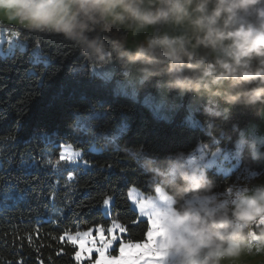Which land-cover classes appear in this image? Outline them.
Listing matches in <instances>:
<instances>
[{"label":"trees","instance_id":"16d2710c","mask_svg":"<svg viewBox=\"0 0 264 264\" xmlns=\"http://www.w3.org/2000/svg\"><path fill=\"white\" fill-rule=\"evenodd\" d=\"M19 38L28 50L0 58V264H77V249L61 237L97 225L108 228L114 221L127 229L123 242L145 241L148 222L131 209L127 190L154 194L161 183L172 197L169 185L175 179L165 168L155 176L142 157L167 160L194 151L209 137L154 117L146 106L118 94L114 80L92 75V67L113 59L111 48L95 60L56 34L20 30ZM102 39L106 46L114 43L111 35ZM36 48L47 65L32 61ZM156 81L145 83L146 89L154 91ZM257 114L233 108L222 120L206 116L212 132L224 135L232 148L238 129ZM66 145L79 152V164L57 165L54 157ZM252 155L243 150L241 167L264 175V158ZM206 177L216 185L213 194L235 179L210 170ZM108 197L113 202L106 218L102 206Z\"/></svg>","mask_w":264,"mask_h":264},{"label":"clouds","instance_id":"9594fccd","mask_svg":"<svg viewBox=\"0 0 264 264\" xmlns=\"http://www.w3.org/2000/svg\"><path fill=\"white\" fill-rule=\"evenodd\" d=\"M0 22L59 35L89 59H103L111 48L114 61L139 80L155 78L167 91L222 105L216 119L233 108L264 109V0H0ZM141 163L156 167L152 159ZM171 163L174 203L161 205L164 215L155 218L170 254L179 264H233L253 225H264V184L225 204L212 199L216 185L200 170ZM255 236L264 238V228Z\"/></svg>","mask_w":264,"mask_h":264},{"label":"rangeland","instance_id":"374dc122","mask_svg":"<svg viewBox=\"0 0 264 264\" xmlns=\"http://www.w3.org/2000/svg\"><path fill=\"white\" fill-rule=\"evenodd\" d=\"M2 23L9 24L7 22ZM4 24H0L3 26L0 29V58L11 56L15 51L26 52L28 46L20 40V30L18 27L10 24L14 29H6V26L10 25ZM23 31L27 30L23 29ZM121 31L124 32L123 29ZM140 38L135 37V39ZM127 39L129 42H132L134 39L130 32ZM32 56L34 63L42 62L44 65H47L48 61L40 56L38 48L32 51ZM90 72L92 75H99L109 81L114 80L115 89L118 91V94L131 97L137 104L146 106L154 117L161 118L169 123L177 122L193 129H200L209 137L206 142H200L194 151L187 154L178 153L167 160L164 158L160 161L156 158L142 157V159L148 158L155 161L156 167L151 171L155 176L162 172V168H165L166 174L171 179H175V165L171 163L172 161L181 163L189 170L196 168L205 175L209 170L224 176L235 175L233 183L226 191L212 195L213 200H220L225 204L231 203L236 198L237 192H242L244 189L251 188L257 184H264L263 174L258 175L246 167H241L242 152L245 148H248L252 154L254 152H264V109L255 110L258 113V117L249 120L244 127L238 129V135L233 142V147L228 148L224 135L220 134L217 136L212 132V122L206 116V114L210 116L212 113L222 111V105L211 100L196 98L189 94L180 95L174 91H167L158 87L157 81L155 82L156 89L149 91L144 85L149 81L139 80L132 74L125 72L114 59H110L103 67H92ZM227 139H231V137ZM63 148L69 154V158L74 161L73 163L79 164V152L74 151L70 145L63 146ZM61 157L63 158V153H61ZM160 182H163L162 179ZM230 188L232 191H228ZM127 197L131 209L138 214L140 219L148 222V231L151 225L146 216H140L137 201L141 203L142 207L150 211L154 231L149 238L146 235V239L143 242H124V244H143L148 239V254L144 258L149 261V264H179V258L176 255L170 254V245L167 238L158 228L155 221V218L164 215L161 205L168 204L170 207L174 203L172 197L166 192L162 184H156L154 194L149 195L143 194L140 190L132 187L127 190ZM112 202L113 199L110 201L105 200L102 206V212L106 218L110 216ZM260 228H264V225L258 223L253 225V233L250 231L246 239L241 243V254L233 264H264V238L257 240L255 236V232ZM93 229L85 232H92V235L95 236ZM77 234H64L62 240L71 244L70 237ZM114 234L121 236L123 232L117 229ZM106 236L110 238V234H106ZM119 246V244H115L110 249L111 256L119 255ZM76 249L79 251L78 248ZM140 251H142L141 248H133L131 255H135ZM125 255H128V253L126 252ZM91 258L94 262L96 254L92 253ZM85 261H89L86 258V254L81 257L80 263Z\"/></svg>","mask_w":264,"mask_h":264},{"label":"snow or ice","instance_id":"6c2138e0","mask_svg":"<svg viewBox=\"0 0 264 264\" xmlns=\"http://www.w3.org/2000/svg\"><path fill=\"white\" fill-rule=\"evenodd\" d=\"M11 35V33H9ZM61 153H63V159H61ZM57 165L65 164V163H73L74 161L69 158V154L64 151L63 146H61L60 151L57 152L56 157ZM53 158V159H54ZM228 191H232L230 188ZM241 195V192L236 193V198ZM50 199H55L54 194L50 196ZM112 198H106L105 200H111ZM232 202V201H231ZM139 214L141 217H147L151 227L147 232V238H149L154 229L152 228L153 220L150 211L141 206V203L137 201ZM53 223H58V221L53 220ZM141 221H134V223H139ZM119 229L121 232L127 231L126 227L122 224H118L115 221L112 226L105 228L103 225H97L93 231L95 232V236L92 235V232H83L78 233L76 236L70 237V243L78 248L79 251L75 252L73 259L77 261V264H80L81 257L86 254V258L89 260V264H149V261L144 257L147 256V245L148 239L146 243L143 244H127L125 245L123 242L122 236L115 235V231ZM106 234H110V238L106 236ZM64 237H61L63 239ZM115 244H119V255L111 256L110 249L113 248ZM133 248H141L142 251L138 252L135 255H131ZM128 255H125V253ZM95 253L96 258L94 262L92 261L91 254ZM62 254V253H58Z\"/></svg>","mask_w":264,"mask_h":264},{"label":"built area","instance_id":"2783aa9c","mask_svg":"<svg viewBox=\"0 0 264 264\" xmlns=\"http://www.w3.org/2000/svg\"><path fill=\"white\" fill-rule=\"evenodd\" d=\"M3 26L0 25V28H2ZM6 29H13L12 26H6Z\"/></svg>","mask_w":264,"mask_h":264},{"label":"crops","instance_id":"0c3cea01","mask_svg":"<svg viewBox=\"0 0 264 264\" xmlns=\"http://www.w3.org/2000/svg\"><path fill=\"white\" fill-rule=\"evenodd\" d=\"M0 24H4V23L0 22ZM4 25H10V24H4ZM10 26H11V25H10ZM16 27H18L19 30H23L22 28H19V26H16ZM20 46H21V45H20Z\"/></svg>","mask_w":264,"mask_h":264}]
</instances>
